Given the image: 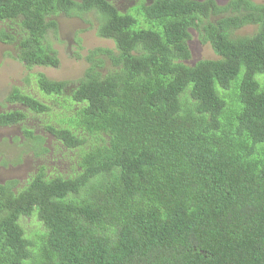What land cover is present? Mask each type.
Listing matches in <instances>:
<instances>
[{"label":"trees","instance_id":"1","mask_svg":"<svg viewBox=\"0 0 264 264\" xmlns=\"http://www.w3.org/2000/svg\"><path fill=\"white\" fill-rule=\"evenodd\" d=\"M89 13L115 49L85 57L77 121L46 126L83 152L72 176L0 183V264H264V4L0 0V40L28 67H57L56 17ZM192 30L218 58L189 64ZM36 79L48 96L68 88ZM8 101L50 108L19 88ZM27 115L0 112V126ZM35 210L45 230L27 236Z\"/></svg>","mask_w":264,"mask_h":264},{"label":"rangeland","instance_id":"2","mask_svg":"<svg viewBox=\"0 0 264 264\" xmlns=\"http://www.w3.org/2000/svg\"><path fill=\"white\" fill-rule=\"evenodd\" d=\"M112 1L121 11H128L142 4H148L151 0ZM228 1L216 0L219 5H224ZM253 1L264 4V0ZM216 17L218 16L213 18ZM56 19L57 28L50 31L47 37L57 51L59 57L57 67L39 65L28 67L17 59L14 44L0 40V112L19 109L28 114L18 125L0 126V183L13 180L14 191L25 187L35 174L43 170L48 177L75 174L78 152H83V149H69L63 141L48 132L46 126L77 121V110L71 99V88L79 78L83 77L89 65L85 57L89 50L99 46L115 49L112 40L97 34V18L93 13L83 17L59 15ZM253 31L252 26H247L239 33L251 34ZM191 32L189 46L192 56L189 64L219 57L209 44H203L199 40L195 30ZM106 70L107 68L103 69L104 72ZM39 74L45 75L50 81H67L68 88L65 94L57 98L43 93L37 85L36 77ZM14 88H19L24 93H29L47 103L50 106L49 110L37 114L23 104L9 102L8 97ZM27 130H31L29 131L31 133L26 132ZM84 148L86 149L85 146ZM33 214L36 215L24 216L20 219L27 236L45 230L37 216V210Z\"/></svg>","mask_w":264,"mask_h":264},{"label":"clouds","instance_id":"3","mask_svg":"<svg viewBox=\"0 0 264 264\" xmlns=\"http://www.w3.org/2000/svg\"><path fill=\"white\" fill-rule=\"evenodd\" d=\"M151 2V1H150ZM261 4H263V3H261Z\"/></svg>","mask_w":264,"mask_h":264}]
</instances>
